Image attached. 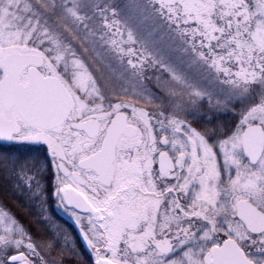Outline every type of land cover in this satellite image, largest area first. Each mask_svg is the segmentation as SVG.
<instances>
[{
	"label": "snow or ice",
	"instance_id": "obj_1",
	"mask_svg": "<svg viewBox=\"0 0 264 264\" xmlns=\"http://www.w3.org/2000/svg\"><path fill=\"white\" fill-rule=\"evenodd\" d=\"M0 175V264H264V0H0Z\"/></svg>",
	"mask_w": 264,
	"mask_h": 264
},
{
	"label": "trees",
	"instance_id": "obj_2",
	"mask_svg": "<svg viewBox=\"0 0 264 264\" xmlns=\"http://www.w3.org/2000/svg\"><path fill=\"white\" fill-rule=\"evenodd\" d=\"M3 184V177L0 175V186ZM0 194H2V191H0ZM55 223L58 227L66 229L69 234L75 238V241L80 249H83L85 253L87 252L86 249L84 248V245L82 243V240L80 238V235L78 231L75 229V227L66 219H64L62 216H60L57 212H55ZM49 227H52L51 225ZM69 264L71 261H68Z\"/></svg>",
	"mask_w": 264,
	"mask_h": 264
},
{
	"label": "rangeland",
	"instance_id": "obj_3",
	"mask_svg": "<svg viewBox=\"0 0 264 264\" xmlns=\"http://www.w3.org/2000/svg\"><path fill=\"white\" fill-rule=\"evenodd\" d=\"M192 72H193V75L195 76L196 75V71H195V69H192L191 70ZM200 84H201V87H204V88H207L208 90H210V91H212V90H214L216 87H217V85H215L214 83H212V82H207V81H203V80H201L200 81ZM57 213L60 215V216H62V217H64L67 221H69L75 228H76V226L73 224V222L71 221V219L67 216V215H65L64 213H62V212H59V211H57ZM76 230H77V228H76ZM78 231V230H77ZM79 233V232H78ZM81 238V237H80ZM82 240V239H81ZM82 243H83V240H82ZM83 245H84V243H83ZM85 247V246H84ZM86 249V248H85ZM87 251V250H86ZM66 264H69V262L68 261H66ZM71 264V263H70Z\"/></svg>",
	"mask_w": 264,
	"mask_h": 264
}]
</instances>
